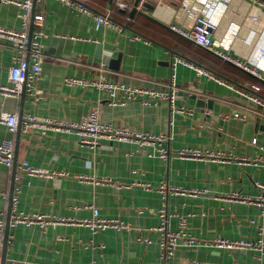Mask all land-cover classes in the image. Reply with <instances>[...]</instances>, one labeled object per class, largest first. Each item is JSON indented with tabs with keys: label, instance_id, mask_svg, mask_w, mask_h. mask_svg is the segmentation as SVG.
Here are the masks:
<instances>
[{
	"label": "crops",
	"instance_id": "0c3cea01",
	"mask_svg": "<svg viewBox=\"0 0 264 264\" xmlns=\"http://www.w3.org/2000/svg\"><path fill=\"white\" fill-rule=\"evenodd\" d=\"M19 1L0 0V27L20 29ZM117 1L86 0V5L110 15ZM130 9L128 4L126 12ZM137 9L130 21L135 33L124 26L95 30L91 16L65 0L33 2L27 32H42L40 72L33 86L37 93L28 94L23 87V100L20 94H0V116L30 113L38 120L78 121L96 107L103 122L167 133L169 140L161 145L166 158L154 152L155 144L139 147L101 139L92 148L81 144L73 132L28 129L17 137L16 130L10 132L0 123V141L13 140L15 164V175L13 165L0 164V264H264V256L253 249L185 246L183 241L164 259L158 230V210L164 205L158 187L163 184L178 189L165 199L168 229H178L185 217V232L198 241L258 238L263 196L255 181L264 180V167L253 165L251 159L264 156V108L235 89L257 85L258 93L264 94L260 85L243 80L239 71L264 81L195 45L169 24L188 25L193 13L201 10L217 23L213 40L219 48L263 72L264 60L256 51L264 49V5L253 0H181L178 8L158 4L154 12ZM37 15L42 16L41 23L34 20ZM172 54L201 66L214 63L240 83L205 67L230 83L228 87L182 64L171 77ZM14 61L10 42L0 37V85L8 84ZM66 78L103 79L164 93H169L173 83L176 93L173 103L158 99L144 104L141 99L121 103L123 94L118 92V103L112 104L95 87L70 86L64 83ZM233 111L246 119L233 118ZM183 147L223 156H177ZM19 166L39 169L41 175H26ZM232 192L253 201H227L226 195ZM94 209L98 217L117 220L128 228L93 232L81 222L92 220ZM12 211L41 215L45 221L10 227Z\"/></svg>",
	"mask_w": 264,
	"mask_h": 264
},
{
	"label": "built area",
	"instance_id": "2783aa9c",
	"mask_svg": "<svg viewBox=\"0 0 264 264\" xmlns=\"http://www.w3.org/2000/svg\"><path fill=\"white\" fill-rule=\"evenodd\" d=\"M43 0H21L16 3V5L21 9L19 18L21 19L20 29H5L0 27V37L7 39L11 47L15 52L14 64L9 68L8 73V84L0 85V94L18 97L22 88L24 87L28 94L37 93L34 91L33 86L40 72V63L42 59V48L39 42L42 36L41 31H34L30 35L27 32L28 19L32 10L33 2H41ZM66 3L74 9L81 12L89 14L92 18L93 27L95 30L99 29L101 26H109L120 30L121 25L114 22L109 13H102L93 11L86 5V0H65ZM254 2L264 5V0H253ZM115 7L121 12H126L128 4L123 0L116 2ZM37 23H41L42 16L37 15L34 17ZM217 23L209 19L202 13L201 10L193 13L191 23L188 25L177 26L174 24H169V28L182 37L193 42L195 45L215 54L222 60L230 62L238 67L251 73L253 76L264 81V71L261 73L259 70L248 66L244 61H242L239 55L232 54L230 52L222 51L217 43L213 40V34L216 30ZM256 56L259 59L264 60V49L256 51ZM178 64L188 66L195 70L196 75H204L208 79L215 80L223 85L231 87L225 79L220 78L214 73L207 70L205 67L190 63L184 60L179 55H171L170 69L171 77H174V72ZM64 83L70 86H91L95 87L98 91L104 94L106 99L112 103L116 104L118 92L123 94L120 101L124 103L132 99H141L143 103L147 104L150 100L167 99L173 103L174 95L176 90L173 83H170L169 93H164L159 90L152 89H141V88H128L121 84H116L103 79L86 81L76 78H66ZM260 88L257 85H247L243 84L241 87L236 88L235 91L249 99L250 101L260 105L264 108V100L258 95ZM148 98L149 100H145ZM144 99V100H143ZM176 112H185L183 109H174ZM231 116L233 118L244 121L246 119L245 115L239 114L237 111H233ZM224 118L227 115L223 116ZM0 123L7 126L10 132L16 130L18 124V116L15 113L2 114L0 116ZM28 129L35 130H65L73 132L79 136L80 143L88 145L90 147H95L98 145L99 140L104 139L107 141H119V142H130L134 143L139 147L146 145H157L154 152L158 154L159 157L165 159L167 153L165 149L161 147L163 143L169 140V135L167 133H148L142 131H136L127 127L116 126L109 122H103L100 120L97 108H91L80 120L78 121H61V120H38L30 113H25L21 116L20 120V131H26ZM255 141V140H254ZM179 157H209L212 159H220L223 154L219 152L205 151L200 152L197 149L183 147L176 153ZM14 160V145L12 139H3L0 141V164L5 167L10 168L13 165ZM249 162V161H243ZM253 165H260L264 167V156H259L251 159ZM250 163V162H249ZM20 172H24L26 175L36 176L41 175V171L31 166H19ZM255 186L259 189L262 194V208L260 210L261 223L258 227V238L257 239H237L233 241H228L224 239H216L210 242L198 241L195 237L185 232V217L180 219L179 227L176 230H170L167 227L168 224V213L165 207V199L168 194L178 192L176 188H169L165 185H160L158 191L162 194L164 199V205L158 210L159 225L158 230L161 232V254L165 259L170 257L176 246H209L226 248L230 250L234 249H253L258 251V256H264V180L255 181ZM181 192V191H180ZM193 193V192H192ZM225 199L227 201H253L246 198L236 192L229 193L226 195ZM261 204V203H260ZM94 217L92 220L83 221L81 223L89 226L93 232H97L106 228L127 229L128 226L112 219L100 218L97 215V211L93 210ZM45 218L41 215L27 216L21 212L10 214L9 226L15 227L18 224H39L42 225ZM64 221V220H63ZM2 227L3 222L0 220V246L2 245ZM8 264H32L26 261H10ZM42 264V263H35Z\"/></svg>",
	"mask_w": 264,
	"mask_h": 264
},
{
	"label": "trees",
	"instance_id": "16d2710c",
	"mask_svg": "<svg viewBox=\"0 0 264 264\" xmlns=\"http://www.w3.org/2000/svg\"><path fill=\"white\" fill-rule=\"evenodd\" d=\"M135 15H136V13L130 14L129 12H121V11L117 10L115 7H113V6L111 7V12H110L111 19L114 22L120 24L121 26H124L126 29L132 30L133 32L137 33V30L133 27L132 22H130L131 20L135 19ZM215 59H216V62H220V60H218L217 58H215ZM211 64L214 67L211 66L210 64H204V66L203 65L202 66L206 67L207 69L211 70L212 72H215V74L222 76L223 78H226V79L233 81V82H237V81H234L233 79H231V77L225 75L224 71H220L219 68L214 63H211ZM237 71H239V70H237ZM238 73L243 75V78H244L243 80L250 81L253 83H257L258 85L261 86V89H264L263 83H260L259 81L254 80L253 78H251V76L247 75L244 72L239 71ZM237 83H240V82H237ZM258 94H259V96L264 97V94L261 91Z\"/></svg>",
	"mask_w": 264,
	"mask_h": 264
},
{
	"label": "water",
	"instance_id": "95a60500",
	"mask_svg": "<svg viewBox=\"0 0 264 264\" xmlns=\"http://www.w3.org/2000/svg\"><path fill=\"white\" fill-rule=\"evenodd\" d=\"M124 2H126L127 4H129L131 6L130 9V14H132L133 12H138V7L144 10H149L151 12H154L156 9V6L158 4H168L170 7L173 8H178L179 7V3L181 0H123ZM33 19V17L31 16L30 21ZM29 33H31V29L29 30ZM20 98L21 100H23L25 98V93H24V89H22V91L20 92ZM18 124L16 126V136L18 137L20 134V120H21V113L18 115ZM251 126L256 127L257 124L252 125L251 123H249ZM15 148H16V142H15ZM13 168V175H15V164H13L12 166ZM11 198V195L9 196V200ZM3 264V261L2 263Z\"/></svg>",
	"mask_w": 264,
	"mask_h": 264
}]
</instances>
